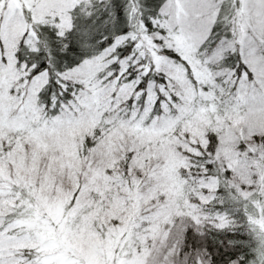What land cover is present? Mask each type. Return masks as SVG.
Returning a JSON list of instances; mask_svg holds the SVG:
<instances>
[{
  "label": "snow or ice",
  "instance_id": "obj_1",
  "mask_svg": "<svg viewBox=\"0 0 264 264\" xmlns=\"http://www.w3.org/2000/svg\"><path fill=\"white\" fill-rule=\"evenodd\" d=\"M0 264H264V0H0Z\"/></svg>",
  "mask_w": 264,
  "mask_h": 264
}]
</instances>
